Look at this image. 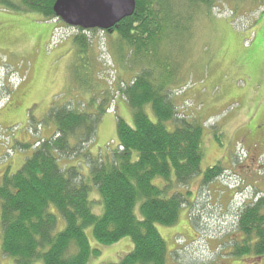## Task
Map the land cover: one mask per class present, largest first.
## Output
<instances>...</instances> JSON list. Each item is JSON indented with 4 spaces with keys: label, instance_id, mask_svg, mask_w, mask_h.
Listing matches in <instances>:
<instances>
[{
    "label": "rangeland",
    "instance_id": "374dc122",
    "mask_svg": "<svg viewBox=\"0 0 264 264\" xmlns=\"http://www.w3.org/2000/svg\"><path fill=\"white\" fill-rule=\"evenodd\" d=\"M172 8L177 23L168 26L171 40L161 52L168 59L163 67L176 85L175 103L204 127V158L176 224L157 226L170 253L168 264H255L235 255L234 244L241 238L240 211L264 193V148L257 151L251 138L264 125V1L217 0L211 11L175 1ZM78 34L59 20L43 22L38 14L0 2V185L45 140L43 130L51 128L48 114L55 104L95 111L104 87L115 94L89 145L92 154L115 150L117 118L134 126L118 93L121 81L137 71L131 59H120L125 45L118 46L116 33L85 32L91 47L84 53L75 43ZM146 112L156 121L150 107ZM29 136L34 146L24 150L18 142L28 143ZM217 165L223 175L202 187L204 172ZM93 212L101 215L102 209L96 204ZM63 223L60 217L59 231ZM1 234L0 224V264H15L1 252ZM86 234L92 249L101 252L88 264L118 263L133 250L130 238L105 246L95 241L91 228Z\"/></svg>",
    "mask_w": 264,
    "mask_h": 264
},
{
    "label": "trees",
    "instance_id": "16d2710c",
    "mask_svg": "<svg viewBox=\"0 0 264 264\" xmlns=\"http://www.w3.org/2000/svg\"><path fill=\"white\" fill-rule=\"evenodd\" d=\"M56 1L0 0L14 11L38 14L43 22L59 20L53 10ZM175 1L209 11L217 2L136 0L132 16L102 31L107 36L116 33L118 46L125 45L120 48V59H131L129 63L137 66L132 79L118 85L134 126L117 118L115 150L89 152L98 124L115 96L104 87L95 111L71 103L52 106L48 117L55 134L42 139L35 149L33 143L23 145L24 150L33 148L32 156L17 173L4 176L0 185L1 252L15 264H88L92 256L101 253L92 249L88 228L100 245L131 239L133 250L111 264H168L170 253L157 226L176 224L204 158V127L188 119L175 103L172 86L176 85L171 72L163 67L168 59L161 52L171 40L168 26L177 23L172 8ZM76 30L75 43L88 53L91 43L85 32L100 30ZM128 69L130 72L131 67ZM147 107L156 121L149 117ZM224 171L219 165L208 168L202 187L219 179ZM159 180L162 183L156 185ZM93 192L99 199L91 198ZM258 198L238 216V232L245 239L234 247L239 257L264 254V202ZM96 204L101 215L93 212ZM60 217L64 223L59 231ZM254 239L257 242L252 244Z\"/></svg>",
    "mask_w": 264,
    "mask_h": 264
},
{
    "label": "water",
    "instance_id": "95a60500",
    "mask_svg": "<svg viewBox=\"0 0 264 264\" xmlns=\"http://www.w3.org/2000/svg\"><path fill=\"white\" fill-rule=\"evenodd\" d=\"M135 9L136 0H58L53 7L65 25L85 31L111 30Z\"/></svg>",
    "mask_w": 264,
    "mask_h": 264
},
{
    "label": "flooded vegetation",
    "instance_id": "af4514ba",
    "mask_svg": "<svg viewBox=\"0 0 264 264\" xmlns=\"http://www.w3.org/2000/svg\"><path fill=\"white\" fill-rule=\"evenodd\" d=\"M255 130L257 131V133L253 136H251V138H253L252 140H254L255 143V149L257 151H260L262 148H264V125L259 124ZM254 131V128L252 130V133ZM258 134V135H257ZM260 135V136H259ZM260 201L261 199H263L264 202V193L262 195L259 196L258 198ZM262 229L264 230V226L262 227ZM240 233V232H239ZM241 238L237 239L234 244V247L237 243L244 241V236L242 233H240ZM257 242L256 239H254V241H252V244H255ZM248 259L252 262H255V264H264V254L263 255H259V256H254V255H248Z\"/></svg>",
    "mask_w": 264,
    "mask_h": 264
},
{
    "label": "crops",
    "instance_id": "0c3cea01",
    "mask_svg": "<svg viewBox=\"0 0 264 264\" xmlns=\"http://www.w3.org/2000/svg\"><path fill=\"white\" fill-rule=\"evenodd\" d=\"M122 104L125 106L126 104L122 101ZM38 124H40V123H38ZM52 132V133H51ZM53 134H55V127L53 126V125H51V128L50 129H48V130H43V138H49V137H51V136H53ZM25 142H28V143H22L21 141L20 142H18V144H21V145H27V144H32L33 143V140L31 139V136H29L28 137V140H26Z\"/></svg>",
    "mask_w": 264,
    "mask_h": 264
}]
</instances>
